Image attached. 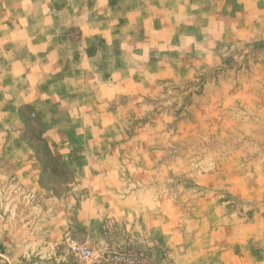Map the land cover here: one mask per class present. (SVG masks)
<instances>
[{
	"label": "rangeland",
	"instance_id": "rangeland-1",
	"mask_svg": "<svg viewBox=\"0 0 264 264\" xmlns=\"http://www.w3.org/2000/svg\"><path fill=\"white\" fill-rule=\"evenodd\" d=\"M220 1L197 0L172 37L140 33L152 48L96 71L101 100L14 103L0 70V264H75L70 244L113 242H156L166 264H237L221 255L247 234L264 246V0L262 17H233L238 0L219 17ZM5 18L24 47L42 29L20 8ZM19 142L30 176L6 150Z\"/></svg>",
	"mask_w": 264,
	"mask_h": 264
},
{
	"label": "crops",
	"instance_id": "crops-1",
	"mask_svg": "<svg viewBox=\"0 0 264 264\" xmlns=\"http://www.w3.org/2000/svg\"><path fill=\"white\" fill-rule=\"evenodd\" d=\"M196 1L0 0L3 27L9 23L5 17H15L19 8L32 17H43L39 20L42 29L37 35L26 37V47L20 44L17 30H0V70L7 67L12 71L11 79L4 81V94L14 103L31 105L48 102L60 106L76 99L101 100L98 92H94L98 88L96 71L116 69V59L124 50L136 47L140 51L149 50L153 43L147 40L153 36H174L180 17H197ZM237 2L233 17H262L259 1ZM219 6V17L225 16L227 1H220ZM9 7H13L12 13ZM201 8L198 17H211L207 4ZM37 13L41 15L35 16ZM140 33L147 40L139 41ZM30 57L35 58L32 65L27 62ZM7 149L16 151L19 159L13 161L22 165L23 173L30 176L29 169L35 168L31 145L19 142L15 147L9 144ZM258 226L248 223L240 231L256 233ZM249 235L241 242L243 249H230L220 260L264 264V246L255 243V236Z\"/></svg>",
	"mask_w": 264,
	"mask_h": 264
},
{
	"label": "built area",
	"instance_id": "built-area-1",
	"mask_svg": "<svg viewBox=\"0 0 264 264\" xmlns=\"http://www.w3.org/2000/svg\"><path fill=\"white\" fill-rule=\"evenodd\" d=\"M159 245L153 242L145 249L113 242L102 248L86 244L69 245L75 264H166L159 254Z\"/></svg>",
	"mask_w": 264,
	"mask_h": 264
},
{
	"label": "trees",
	"instance_id": "trees-1",
	"mask_svg": "<svg viewBox=\"0 0 264 264\" xmlns=\"http://www.w3.org/2000/svg\"><path fill=\"white\" fill-rule=\"evenodd\" d=\"M42 129H43V127H42ZM42 131V130H41ZM43 132V131H42ZM39 141H41L42 143H45V141H44V139L43 138H41Z\"/></svg>",
	"mask_w": 264,
	"mask_h": 264
}]
</instances>
